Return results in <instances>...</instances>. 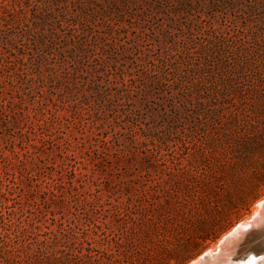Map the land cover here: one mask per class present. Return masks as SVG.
<instances>
[{
    "label": "rangeland",
    "instance_id": "obj_1",
    "mask_svg": "<svg viewBox=\"0 0 264 264\" xmlns=\"http://www.w3.org/2000/svg\"><path fill=\"white\" fill-rule=\"evenodd\" d=\"M261 200L264 0H0V264H191Z\"/></svg>",
    "mask_w": 264,
    "mask_h": 264
},
{
    "label": "bare ground",
    "instance_id": "obj_2",
    "mask_svg": "<svg viewBox=\"0 0 264 264\" xmlns=\"http://www.w3.org/2000/svg\"><path fill=\"white\" fill-rule=\"evenodd\" d=\"M254 214L252 216L251 219H246L243 220L241 222H239L238 224L234 225V229L228 232V234L224 235V237L222 238L221 242L219 243V246H224L226 244H228L235 236H238L242 231L246 230V226L247 225H252V224H264V200L259 201L254 209ZM250 235L252 237H261L262 238V245L259 248L258 251H256L255 256L256 255H263L264 254V228H262L259 231H254L252 233H250ZM215 252L216 249L212 248L209 251H207V256H203L202 259L201 257H199L198 259H196L195 261L191 262V264H203V260H205L206 258H213L211 252ZM249 254L251 256V252H248V254H244L243 256L245 257H249ZM264 258V256L262 257ZM250 260H254V257H250ZM232 262L230 260H225V261H220L217 260V262H214L212 264H231ZM255 264H264V259H258L255 261Z\"/></svg>",
    "mask_w": 264,
    "mask_h": 264
},
{
    "label": "water",
    "instance_id": "obj_3",
    "mask_svg": "<svg viewBox=\"0 0 264 264\" xmlns=\"http://www.w3.org/2000/svg\"><path fill=\"white\" fill-rule=\"evenodd\" d=\"M252 218V217H251ZM250 226H252V225H247L246 227V230L248 229V227H250ZM235 228V227H234ZM233 228V229H234ZM233 229H231V231L233 230ZM245 230V231H246ZM245 231H242L238 236H235L228 244H226V245H224V246H219V244L217 245V247L216 248H214V249H216V251L215 252H212V251H210L211 252V254H212V256H213V258H206L205 260H203L202 262H203V264H212V263H214V262H216L217 261V259H215L216 257V254L218 255V253H220L221 251H223L224 249H226V250H228V249H230L231 248V244L233 243V242H235V241H237V240H242V239H245V240H249V238L251 237V238H254V240L253 241H255V242H257V243H259L260 244V247H261V245H262V238L261 237H252L251 235L249 236V237H247V239L245 238V237H243L242 238V236L244 235V233H245ZM228 234V233H227ZM222 240V239H221ZM221 240H220V242H221ZM219 242V243H220ZM203 256H207V252H205L202 256H201V259H202V257ZM205 261H206V263H205ZM207 261H208V263H207Z\"/></svg>",
    "mask_w": 264,
    "mask_h": 264
},
{
    "label": "snow or ice",
    "instance_id": "obj_4",
    "mask_svg": "<svg viewBox=\"0 0 264 264\" xmlns=\"http://www.w3.org/2000/svg\"><path fill=\"white\" fill-rule=\"evenodd\" d=\"M261 259H264V258H261ZM252 264H255V261L253 260Z\"/></svg>",
    "mask_w": 264,
    "mask_h": 264
}]
</instances>
